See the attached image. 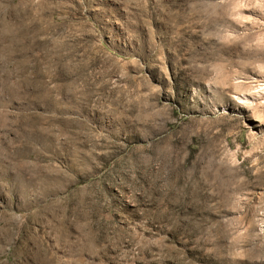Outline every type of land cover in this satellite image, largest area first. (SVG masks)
I'll return each instance as SVG.
<instances>
[{
	"label": "rangeland",
	"instance_id": "1",
	"mask_svg": "<svg viewBox=\"0 0 264 264\" xmlns=\"http://www.w3.org/2000/svg\"><path fill=\"white\" fill-rule=\"evenodd\" d=\"M0 264H264V0H0Z\"/></svg>",
	"mask_w": 264,
	"mask_h": 264
}]
</instances>
